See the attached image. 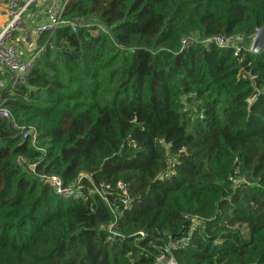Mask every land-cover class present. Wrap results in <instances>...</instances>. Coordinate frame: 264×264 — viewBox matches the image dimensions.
I'll return each instance as SVG.
<instances>
[{"label": "trees", "instance_id": "obj_1", "mask_svg": "<svg viewBox=\"0 0 264 264\" xmlns=\"http://www.w3.org/2000/svg\"><path fill=\"white\" fill-rule=\"evenodd\" d=\"M63 15L76 30L43 34L27 85L0 91L44 149L0 118V264H155V239L178 264H264V0H69ZM235 34L239 50L204 41ZM42 173L88 174L119 206L124 183L117 236L98 196L58 197Z\"/></svg>", "mask_w": 264, "mask_h": 264}, {"label": "built area", "instance_id": "obj_2", "mask_svg": "<svg viewBox=\"0 0 264 264\" xmlns=\"http://www.w3.org/2000/svg\"><path fill=\"white\" fill-rule=\"evenodd\" d=\"M5 4L6 22L0 27V91L10 82L11 86L27 85L28 76L34 68L35 59L41 49L40 45L32 46L33 42H38L45 33H52L57 28L69 25L72 30H76L78 22L66 19L63 15L66 3L69 0H47L45 5V22L29 27L26 24V10L33 0H2ZM191 37H184L181 40L182 48L185 47ZM244 35L235 34L232 36H213L205 39V42H215L219 46H234L239 50V43L243 41ZM26 46V52L19 46ZM237 55V52L235 53ZM0 118L7 120L10 128L16 131L22 139L28 140L35 149L43 152L44 149L37 146V131L34 126H21L12 116L10 110L0 104ZM34 167L33 165L29 166ZM42 182L51 187L54 194L64 199L82 200L89 202L92 196H98L100 201L106 205L111 213V219L105 230L108 238L113 239L117 236L115 225L124 216V210L131 201L127 186L121 181L117 182L116 187L119 192V202L121 206L111 201L108 196L111 194L110 186L104 182L96 183L91 176L79 173L76 180L70 184H64L62 179L56 174L42 173L39 175ZM84 178H87L85 184ZM90 208L93 206L90 203ZM135 235L140 238L145 237L144 231H138ZM182 241H185L183 239ZM150 246L158 251L155 264H166L174 262L171 256L173 248L172 241H164L160 244L159 239L149 240ZM169 255V256H168Z\"/></svg>", "mask_w": 264, "mask_h": 264}, {"label": "crops", "instance_id": "obj_3", "mask_svg": "<svg viewBox=\"0 0 264 264\" xmlns=\"http://www.w3.org/2000/svg\"><path fill=\"white\" fill-rule=\"evenodd\" d=\"M25 1V0H22ZM47 0H33L31 4H29L26 10V24L29 27H33L37 24L45 22V5ZM7 16L5 11V4L0 0V27L4 25L6 22ZM37 45L33 42L32 46ZM22 48L24 52H26V46L21 44L19 49ZM8 83V82H7Z\"/></svg>", "mask_w": 264, "mask_h": 264}, {"label": "water", "instance_id": "obj_4", "mask_svg": "<svg viewBox=\"0 0 264 264\" xmlns=\"http://www.w3.org/2000/svg\"><path fill=\"white\" fill-rule=\"evenodd\" d=\"M262 49H264V26L256 28L251 36L250 50L254 53H258ZM170 264H178V263L174 261Z\"/></svg>", "mask_w": 264, "mask_h": 264}, {"label": "rangeland", "instance_id": "obj_5", "mask_svg": "<svg viewBox=\"0 0 264 264\" xmlns=\"http://www.w3.org/2000/svg\"><path fill=\"white\" fill-rule=\"evenodd\" d=\"M1 1H2V0H1ZM3 3H4V2H3ZM94 20H95V19H94ZM90 21H93V19H90ZM35 43H36V42H35ZM10 112H11V111H10ZM161 263H162V262H161ZM161 263H160V264H161ZM166 264H169V263H166Z\"/></svg>", "mask_w": 264, "mask_h": 264}]
</instances>
